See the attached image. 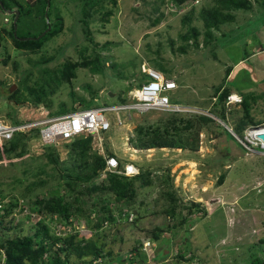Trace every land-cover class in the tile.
Instances as JSON below:
<instances>
[{"label": "rangeland", "instance_id": "rangeland-1", "mask_svg": "<svg viewBox=\"0 0 264 264\" xmlns=\"http://www.w3.org/2000/svg\"><path fill=\"white\" fill-rule=\"evenodd\" d=\"M19 1L29 10L39 6L37 0ZM51 1L52 23L61 16L63 29L42 40L41 47L19 49L8 35L0 34V119L18 124L30 117L116 105L147 79L142 67L148 65L175 80L178 88L169 93L172 101L209 110L221 120L209 115L213 119L205 123L200 118L208 116L182 114L178 118L191 121L192 128L183 129L181 121L174 133L168 127L170 114L110 116L111 130L92 137L93 149L104 158L115 156L123 164H134L141 174L152 173V185L139 189L129 207L111 200L121 221L119 227L104 225L97 244L105 257L92 264L115 260L118 254L121 261L133 264H179L178 255L188 259L184 264H250L264 258V154H246L227 128L243 136L251 119L264 118V0H244L240 9L228 13L227 22L207 30L200 12L214 0L183 6L174 0ZM41 14L38 11L39 19L27 15L18 34L41 38L49 26ZM6 16L10 19L0 8V29H11L12 20L4 23ZM191 26L199 29V37L186 41L183 35ZM65 70L71 75L68 81ZM222 85L229 95H240L242 103L217 105L215 91ZM39 87L45 89L40 104L30 90ZM248 100L252 107L245 111ZM241 119L248 126L244 131L236 125ZM36 133L25 143L24 157H17L20 149L8 157L3 154L5 161L0 163V201L19 200L11 215L0 209V247L15 237L34 236L40 220L57 236H63L61 225L66 234L89 236L87 217L73 215L61 221L25 206L29 198L45 199L57 191L68 194L69 202L78 198L85 209L90 199L87 187L107 179L77 181L84 170L70 154L73 142L44 145ZM154 142L159 145L152 147ZM70 181L77 187L69 189ZM197 203L202 211L192 208ZM172 205L179 208L176 217L166 214ZM96 215L89 221L95 222ZM183 218L186 224L175 227ZM4 252L0 264L5 263ZM61 255L71 264H81L71 249Z\"/></svg>", "mask_w": 264, "mask_h": 264}, {"label": "trees", "instance_id": "trees-1", "mask_svg": "<svg viewBox=\"0 0 264 264\" xmlns=\"http://www.w3.org/2000/svg\"><path fill=\"white\" fill-rule=\"evenodd\" d=\"M39 6L41 7H31L30 10L25 8L19 0H0V8L2 11H4L6 14L10 15V22L12 20L11 29L4 28L0 30V34L5 33L8 35L17 45L19 49L23 50H34L42 46L41 41L47 40L48 37H53V35L58 34L63 29V20L61 16L56 17V23H52V18H50L51 14V8H52V1L51 0H37ZM99 0H93V3H96ZM175 3L179 6H183L187 4L188 2H195L196 0H174ZM215 3L210 8H203L200 12V18L203 19V22H205V29L207 30L212 27H220L224 22H227V20L230 18V15L228 14L232 9H240L242 5L244 4V0H214ZM50 4V6H48ZM48 7V8H47ZM40 8V10H38ZM38 11L41 14V20H49V26L47 28V32H45L44 35L41 36V38H32L25 35L20 36L18 34L19 31V25L22 26V24L25 23L24 19L27 15L35 16L37 19H39ZM15 12H19V15L16 16ZM8 17V16H6ZM5 17V18H6ZM18 17V18H17ZM4 18V19H5ZM17 19V20H16ZM54 21V20H53ZM9 22V23H10ZM5 23V22H4ZM8 23V24H9ZM53 26L55 28L53 29ZM50 28V29H49ZM43 34V33H42ZM48 34V35H47ZM41 35V34H40ZM199 37V29L197 27H190L187 34L183 35L184 40L194 39L197 40ZM1 39V38H0ZM2 41V40H1ZM181 51H184L183 48H181ZM1 65V63H0ZM85 66H88V64H85ZM163 72H166L165 69L161 68ZM232 70V69H231ZM63 75L64 78L68 81L71 79V75L69 72H66ZM230 72V70H229ZM143 82V81H142ZM31 93L37 95L36 103L40 104L42 103L41 95H45V89L44 88H30ZM40 91V92H39ZM40 94V98H38V93ZM230 93L229 88L225 87L224 85L218 87L215 91V94L217 95L215 98L218 97V104H222V102H226L227 97ZM15 95V93H14ZM123 102L124 100H120ZM246 110L250 109L251 101L248 100V103H245ZM222 112L220 113L223 117L226 115L225 109L223 105L221 106ZM89 109V108H87ZM249 113L247 112L246 117L248 118ZM170 119L168 120V127L173 130L174 133H177L180 129L178 128V123L184 124L183 129L188 130L192 128L193 123L191 121H184L181 120L178 117H181L180 115H169ZM264 116V112H263ZM183 118V117H182ZM201 121L211 122L212 119L209 117H202L200 118ZM251 119V125L257 126L264 123V118H260L258 120ZM241 125V127H239ZM238 126V130L244 131L246 127V121H243L241 119L236 123ZM250 125V126H251ZM246 127V128H245ZM37 132L39 136L38 131ZM166 134H169L168 130H165ZM29 133H23L21 135H18L15 140L10 144V147H6L3 151L0 150V163L1 161H5L3 158V154H6L8 157L10 154H15L20 149L21 152L17 154V157L21 158L24 157L26 142L30 140V134ZM72 148L70 150V154L73 158H75L76 161L80 162V165L82 166V169L84 170L83 175L81 178L77 179L79 182H88L92 181L93 179H97L102 172L106 168V158H104L102 155H100L98 152H96L92 147L93 138L90 137H79L77 139L72 140ZM159 144L157 142H154L152 147H156ZM241 147V146H240ZM243 149V148H242ZM6 157V158H7ZM8 159V158H7ZM11 160V159H9ZM58 161V157L56 158ZM7 161V160H6ZM121 166L128 164H123L122 161H120ZM14 166L16 164L14 163ZM152 173H143L139 174L134 177H126L122 175H118L115 173H108L107 179L105 182H102L99 185H92L91 187H87L86 195L90 199L88 200L87 208H82V203L76 198L75 200L69 202L70 196L68 194L59 195L57 191L52 192V195L45 199H28L27 202L25 201V206L30 209V211L38 212L43 216L46 215H57L61 221H67L73 215L77 216H84L87 217V223L88 226L85 229L89 236L85 237H79L78 234H66L67 228L62 226L60 227V232L63 233V236H57L55 232H53L50 224L46 223L44 220H40L37 224V230L35 232L34 236H23V237H15L12 240L9 241L8 246H1L0 252H4V255L6 256L5 264H71V261L69 258H63L61 253L67 251V250H73L75 252L76 256L78 257V261L81 262V264H92L98 261L103 254V248L100 247L97 242L98 238H100V233L104 227V225L108 222L111 227V224H115L114 226L119 227L118 222H120V218H117L115 216V211L110 207L112 204L111 200H114L115 202H125L124 207H129L128 205H132L135 201L138 190L146 188L148 186L152 185L151 180ZM34 184H30V186H33ZM69 189H74L77 187L76 181H70L68 182ZM0 193H2L0 191ZM94 193L99 194L96 198L93 199L91 197ZM85 194V192H84ZM168 200L171 202L172 199L174 200L173 194H168ZM93 200V201H92ZM95 200V201H94ZM107 202L106 205H102V202ZM4 203V204H3ZM1 210L4 211V214L11 215L14 207H16L19 204V200L15 198L12 200L7 199L5 202H1ZM101 204V205H100ZM99 206V209L97 207ZM6 207V209H5ZM203 205L200 204H193L192 208H195L197 210L202 211ZM178 207L175 205H172L166 210V214L171 215L172 217H176ZM73 210V211H72ZM122 210V208H121ZM30 212V213H31ZM97 213L95 222L89 221L92 218V215ZM122 213V211H121ZM182 214V211L181 213ZM186 218H183L181 222L177 223L175 227H183L186 224ZM69 225H71L69 223ZM39 238V242H35L36 238ZM155 237H158L156 235ZM123 237H120L122 239ZM80 242H86L84 246H82L83 243ZM62 244V245H61ZM66 245V246H65ZM59 246V247H58ZM58 247V248H57ZM3 254V253H1ZM0 254V258L2 257ZM109 255H112V252L109 253ZM105 257V256H104ZM177 261L179 264L184 262H188V259L185 258L183 255H178ZM123 260L122 254H118L116 259H110L108 261L101 260L99 264H133L131 262H125L121 261ZM149 264H152L151 262ZM163 264V263H162ZM250 264H264V258H254Z\"/></svg>", "mask_w": 264, "mask_h": 264}, {"label": "built area", "instance_id": "built-area-1", "mask_svg": "<svg viewBox=\"0 0 264 264\" xmlns=\"http://www.w3.org/2000/svg\"><path fill=\"white\" fill-rule=\"evenodd\" d=\"M8 22L9 20L5 19V23ZM142 73L147 76V79H144L135 90L128 92L123 97L124 101L116 105L80 109L56 117H50L49 114L43 118L30 117L18 124H11L0 119V150L3 151L9 147L18 135L34 131L39 132V140L44 145L71 142L79 137L100 136L111 130L112 118L110 116L119 115V113L201 114L209 118L212 116L221 122L209 110L172 101L169 93L178 88L175 80L167 78L162 72L148 65L142 67ZM242 101L240 95L231 94L227 97L226 104L227 106L239 105ZM228 129L246 154H264V140L261 138L264 135V124L249 126L243 136H239L232 128ZM108 173L134 177L139 175L141 170L132 163L122 167L117 157L109 156L106 158V168L101 178L107 177Z\"/></svg>", "mask_w": 264, "mask_h": 264}, {"label": "clouds", "instance_id": "clouds-1", "mask_svg": "<svg viewBox=\"0 0 264 264\" xmlns=\"http://www.w3.org/2000/svg\"><path fill=\"white\" fill-rule=\"evenodd\" d=\"M198 0H196L195 2L196 3H198L197 2ZM5 19H8L9 20V22H10V19L8 18V17H6ZM5 19H4V22H5ZM8 22V23H9ZM8 23H5V24H8ZM159 71V70H158ZM161 72V71H160ZM231 95V94H230ZM236 95H238V94H236ZM243 100V99H242ZM227 101V100H226ZM226 103V102H225ZM240 105V104H239ZM222 124H224V123H222ZM225 125V124H224ZM227 128H232L233 130H234V128L233 127H231V126H227ZM229 130V129H228ZM230 132V131H229ZM234 132H235V130H234ZM236 133V132H235ZM230 134H231V132H230ZM232 135V134H231ZM233 137V136H232ZM233 139L235 140V138L233 137ZM236 141V140H235ZM237 142V141H236ZM100 178H101V175L99 176ZM5 264V263H4Z\"/></svg>", "mask_w": 264, "mask_h": 264}, {"label": "water", "instance_id": "water-1", "mask_svg": "<svg viewBox=\"0 0 264 264\" xmlns=\"http://www.w3.org/2000/svg\"><path fill=\"white\" fill-rule=\"evenodd\" d=\"M16 13V16L19 15V12H15ZM18 18V17H17ZM17 20V19H16ZM0 45H1V39H0ZM16 86H14L11 91H13V89L15 88ZM261 138L264 140V135L261 136Z\"/></svg>", "mask_w": 264, "mask_h": 264}, {"label": "crops", "instance_id": "crops-1", "mask_svg": "<svg viewBox=\"0 0 264 264\" xmlns=\"http://www.w3.org/2000/svg\"><path fill=\"white\" fill-rule=\"evenodd\" d=\"M48 6H50V4H49ZM0 30H1V29H0ZM246 59H248V58H246ZM246 59H244V60H241V61H239V62H242V61L244 62ZM233 77H234V73H233V74L231 73V75H230V78H229V79H230V80H232V79H233ZM236 106H237V105H236Z\"/></svg>", "mask_w": 264, "mask_h": 264}]
</instances>
